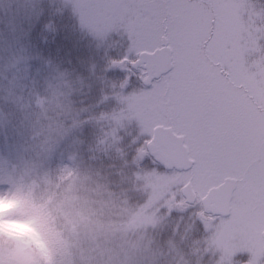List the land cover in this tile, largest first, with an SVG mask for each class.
I'll use <instances>...</instances> for the list:
<instances>
[{"label":"rangeland","instance_id":"1","mask_svg":"<svg viewBox=\"0 0 264 264\" xmlns=\"http://www.w3.org/2000/svg\"><path fill=\"white\" fill-rule=\"evenodd\" d=\"M77 2L0 0V149L3 157L17 162L24 174L39 175L46 180V166L59 150L61 154L67 150L68 158L76 163L65 146H71L76 136L82 137L84 130L90 129L95 134L90 147L103 154L106 162L103 167L108 173L111 174L118 159L122 162L115 174L126 176L131 189L115 184L114 192H109L102 183V187L95 185L86 193V183H97L99 178L94 174L86 176L79 170L67 186L62 202L68 234L66 245L78 253L82 264H253V249L264 255V229L225 226L214 217L202 214L204 207L198 192L193 193L197 202L188 213L182 188L177 189L175 182L166 180V172L158 171L151 160L138 158L137 150L144 147L143 140L149 137L142 134L135 117L125 118L124 126L113 137V114L126 105L114 97V81L104 69L109 57L115 58L114 55L127 50L129 41L126 35L115 32L108 41L98 40L87 28L81 27L74 11ZM47 10L50 13H45ZM56 16L58 22L53 20ZM66 18L90 38L95 61L99 63L93 60L82 63L81 58L85 56L77 44H71L72 67L69 64L66 67L63 56L56 53L52 60L44 57L42 48L52 44L49 38L56 33V24L62 25L63 35L67 31L63 22ZM222 31L225 89L241 107L264 111V0H229ZM70 34L73 37L72 29ZM67 39L68 35L56 47ZM105 75V81L99 80ZM77 94L84 95L91 105L81 106L79 102L76 106L73 97ZM106 104H111L104 108L107 113L98 115V107ZM137 143L140 144L137 146ZM133 151L131 159L128 153ZM110 156L114 157L111 166ZM144 165L150 169L145 170ZM80 211L99 217L105 227L98 231L78 225ZM172 213L195 214V219L186 224L181 239L170 243L167 253L157 256L149 237L152 231L169 224ZM189 237L195 240L188 241ZM0 264L42 262L27 241L0 234ZM259 264H264V259Z\"/></svg>","mask_w":264,"mask_h":264},{"label":"snow or ice","instance_id":"2","mask_svg":"<svg viewBox=\"0 0 264 264\" xmlns=\"http://www.w3.org/2000/svg\"><path fill=\"white\" fill-rule=\"evenodd\" d=\"M228 3L78 0L74 11L98 40L115 32L129 41L104 69L126 105L113 114V137L135 117L149 137L138 158L163 167L181 195L198 192L220 224L264 229V111L241 107L224 87Z\"/></svg>","mask_w":264,"mask_h":264},{"label":"trees","instance_id":"3","mask_svg":"<svg viewBox=\"0 0 264 264\" xmlns=\"http://www.w3.org/2000/svg\"><path fill=\"white\" fill-rule=\"evenodd\" d=\"M47 12L49 11L47 10L45 13ZM53 20L58 22L57 16ZM63 22L67 31H63V35L62 31L60 32V26L62 25H60V22L56 24V33L54 37L50 36L49 38V42L52 44H46V47L42 48L44 57L52 60L54 53H56L59 57L63 56L62 60L66 67L67 64L72 67L71 44H77L80 46L81 54L85 56L81 58L82 63L89 60L95 61L97 58L93 55V46L89 44L91 43L90 38L84 36L77 28V24L70 18H66ZM71 29L73 37L70 34ZM67 35L69 39L64 44H60L59 48L56 47L61 42L60 39L66 38ZM113 57L117 56L114 55ZM67 60H70L71 65L67 63ZM95 62L99 63V61ZM106 78L107 75L102 76L99 80L105 81ZM111 78L114 81L112 76ZM91 86L93 87V84ZM99 88L98 86L96 91H99ZM74 98L77 103L75 104L76 106L79 105V102H81V106L91 105L84 95L77 94ZM113 105L114 103L112 102ZM110 106L111 104L99 106L97 114L100 115L101 112L107 113V109L104 108H109ZM94 137L95 134L90 129H87L84 130L82 137L76 136L74 138L71 146H65L68 152L76 158V163L68 158L67 150L62 154L59 150L53 161L46 166L48 170L46 180L39 175L24 174L17 162L3 157L0 149V234L27 241L31 248L39 254L42 264H82L78 258V253L66 245L68 234L62 204L67 186L77 176L76 172L78 170L86 176L94 174L99 178L97 183L92 181L86 183L84 186L86 193H89L95 185L102 187V183L106 184L109 192H114L115 184H121L126 189H131L126 176L115 174V172L120 170L122 163L119 159L112 167L111 174L103 167L106 165L103 154L99 150L90 147L91 138ZM139 144L137 143V146ZM134 152L128 153V157L133 159ZM109 159L111 166L114 163V157L110 156ZM144 166L145 170L150 169L147 165ZM127 168L132 170L129 166ZM185 206L188 209V213H191L192 207ZM193 219H195V214L190 216V214L186 213H172L169 224H166L160 230L152 231L149 237L153 253L157 256L167 253L170 243L174 244V242L183 237L186 224ZM198 223L197 220L196 226L199 227ZM192 238L189 237L188 241L195 240ZM156 241L160 245H157Z\"/></svg>","mask_w":264,"mask_h":264},{"label":"clouds","instance_id":"4","mask_svg":"<svg viewBox=\"0 0 264 264\" xmlns=\"http://www.w3.org/2000/svg\"><path fill=\"white\" fill-rule=\"evenodd\" d=\"M77 224L95 228L98 231H101L105 227L103 220L85 211H80L78 213ZM101 264H103V262H101Z\"/></svg>","mask_w":264,"mask_h":264},{"label":"water","instance_id":"5","mask_svg":"<svg viewBox=\"0 0 264 264\" xmlns=\"http://www.w3.org/2000/svg\"><path fill=\"white\" fill-rule=\"evenodd\" d=\"M183 191H184V189H183ZM183 191H182V193H183ZM185 197V196H184ZM186 198V200H187V202L188 203H192L193 201H194V196L192 195V196H190V197H185ZM204 205L205 206H207L206 204H205V202H204ZM208 207V206H207ZM209 208V207H208Z\"/></svg>","mask_w":264,"mask_h":264}]
</instances>
